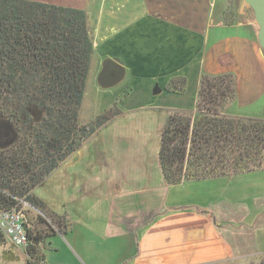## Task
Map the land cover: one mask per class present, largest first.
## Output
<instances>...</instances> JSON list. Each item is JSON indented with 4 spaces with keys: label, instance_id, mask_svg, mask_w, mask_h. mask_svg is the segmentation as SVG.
I'll use <instances>...</instances> for the list:
<instances>
[{
    "label": "crops",
    "instance_id": "crops-1",
    "mask_svg": "<svg viewBox=\"0 0 264 264\" xmlns=\"http://www.w3.org/2000/svg\"><path fill=\"white\" fill-rule=\"evenodd\" d=\"M27 1L85 14L93 52L79 111V122L88 121L80 124L114 107L120 112L33 191L68 219L66 236L47 240L46 263L160 264L164 254L185 264L232 259L234 241L244 238L226 214L242 200L227 192L199 206L179 199L192 185H167L158 152L168 115L195 114L203 76H234L236 99L226 116L264 120V67L246 13L228 21L230 0ZM106 60L117 61L124 77L104 89L98 79ZM178 79L182 94L169 90Z\"/></svg>",
    "mask_w": 264,
    "mask_h": 264
},
{
    "label": "trees",
    "instance_id": "trees-1",
    "mask_svg": "<svg viewBox=\"0 0 264 264\" xmlns=\"http://www.w3.org/2000/svg\"><path fill=\"white\" fill-rule=\"evenodd\" d=\"M92 52L83 11L0 0V211L22 201L42 213L46 232L27 229L28 264H47V240L68 232L67 215L33 191L120 114L114 107L79 122ZM169 90L182 94V80ZM235 99L232 74L203 76L195 114L168 115L158 152L167 185L264 171V120L226 116ZM6 241L0 231V246Z\"/></svg>",
    "mask_w": 264,
    "mask_h": 264
},
{
    "label": "rangeland",
    "instance_id": "rangeland-1",
    "mask_svg": "<svg viewBox=\"0 0 264 264\" xmlns=\"http://www.w3.org/2000/svg\"><path fill=\"white\" fill-rule=\"evenodd\" d=\"M239 1L240 0L229 1L226 10V19L228 21L234 20V16L239 10L246 13L245 20H248L249 22L251 21L253 25L257 49L259 50L264 67V25L262 24L259 15V5L261 3L264 4V0H241L240 5L238 6ZM257 1L259 2L257 3ZM188 115L192 116V113H188ZM86 120L87 119L83 116L80 118L81 123L86 122ZM109 123H107L106 126H108ZM236 176L238 177L234 178V175L227 176L232 177L230 178L234 179L232 181L223 180L217 183L208 182L207 184H195L193 182H188L192 185V194L187 196V194L183 195V193H180L178 194L179 199L188 200L190 197L191 201L194 202L193 204L196 203V206H199L204 201H208L212 198L221 199L223 194L227 192L230 196L242 200L241 204L227 206L229 209H225H228L226 214V217L229 220L228 224L237 227V231L242 232L244 240L240 241L239 245L237 244V241H234L235 253L232 259L215 264H259V262L264 259V171ZM25 215L30 231L36 229L38 231L46 232V227L43 224H40L38 220V216L42 215V213L30 206H26ZM256 233H258V237L256 236ZM64 246L69 252H71L72 256L76 257L72 251L73 249L71 250L69 246ZM27 259L28 257L25 254L24 249L16 248L8 241H6L3 246H0V264H28ZM160 264L185 263L182 259L175 260L168 254H164L163 261Z\"/></svg>",
    "mask_w": 264,
    "mask_h": 264
},
{
    "label": "built area",
    "instance_id": "built-area-1",
    "mask_svg": "<svg viewBox=\"0 0 264 264\" xmlns=\"http://www.w3.org/2000/svg\"><path fill=\"white\" fill-rule=\"evenodd\" d=\"M20 204L12 210L0 211V231L12 246L24 249L28 244L29 228L25 207L29 205L22 201Z\"/></svg>",
    "mask_w": 264,
    "mask_h": 264
},
{
    "label": "water",
    "instance_id": "water-1",
    "mask_svg": "<svg viewBox=\"0 0 264 264\" xmlns=\"http://www.w3.org/2000/svg\"><path fill=\"white\" fill-rule=\"evenodd\" d=\"M260 1V0H259ZM257 1V3L259 2ZM260 20L264 25V4L259 5ZM124 77V69L117 61L106 60L99 75L98 84L101 88L107 89L118 84ZM34 209V208H33Z\"/></svg>",
    "mask_w": 264,
    "mask_h": 264
}]
</instances>
